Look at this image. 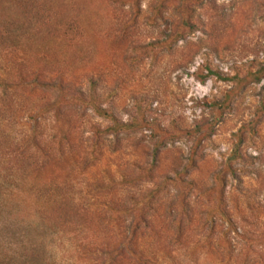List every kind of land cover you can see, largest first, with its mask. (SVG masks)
Returning <instances> with one entry per match:
<instances>
[{
	"label": "rangeland",
	"instance_id": "rangeland-1",
	"mask_svg": "<svg viewBox=\"0 0 264 264\" xmlns=\"http://www.w3.org/2000/svg\"><path fill=\"white\" fill-rule=\"evenodd\" d=\"M0 264H264V0H0Z\"/></svg>",
	"mask_w": 264,
	"mask_h": 264
},
{
	"label": "trees",
	"instance_id": "trees-1",
	"mask_svg": "<svg viewBox=\"0 0 264 264\" xmlns=\"http://www.w3.org/2000/svg\"><path fill=\"white\" fill-rule=\"evenodd\" d=\"M44 87H47V88H55L56 85H44ZM96 112H97L99 115H102V116L108 117L107 113H106L103 109L97 108V109H96Z\"/></svg>",
	"mask_w": 264,
	"mask_h": 264
}]
</instances>
